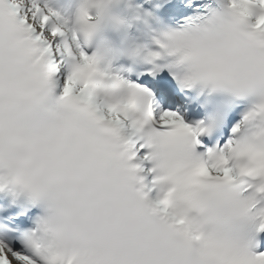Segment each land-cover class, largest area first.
I'll use <instances>...</instances> for the list:
<instances>
[{
  "label": "snow or ice",
  "instance_id": "1",
  "mask_svg": "<svg viewBox=\"0 0 264 264\" xmlns=\"http://www.w3.org/2000/svg\"><path fill=\"white\" fill-rule=\"evenodd\" d=\"M237 3L246 26L223 4L171 0L174 62L116 77L131 101L113 107L71 18L0 0V192L27 197L0 210V264H264V0ZM201 84L227 99L189 122ZM205 137L214 147L197 151ZM146 161L200 191L199 232L145 182Z\"/></svg>",
  "mask_w": 264,
  "mask_h": 264
},
{
  "label": "clouds",
  "instance_id": "2",
  "mask_svg": "<svg viewBox=\"0 0 264 264\" xmlns=\"http://www.w3.org/2000/svg\"><path fill=\"white\" fill-rule=\"evenodd\" d=\"M233 4H236L237 8L235 12L231 8ZM223 5L227 14L246 26L244 18L239 15L237 0H223ZM121 8L123 11H118ZM82 12H86L91 19H81ZM71 19L88 48L93 49L91 56L94 58L96 71L90 74L89 79L98 94L113 107L131 101L129 90L121 83V79L125 78L114 71V65L127 60L132 70H135L136 66L151 65L169 57L174 58L171 60L174 62L177 56L167 36L171 29L151 35L150 43H145L131 34L138 24H143L146 29L151 30L152 21L155 19L152 13L137 6L135 0H78ZM111 34L122 36L120 39H114ZM153 45H157L159 50H154ZM202 86L204 89L210 88ZM211 91L217 92L212 89ZM112 131L115 133L114 129ZM156 167L160 168V165ZM155 179L161 193L168 198L172 211L185 221L184 228L192 233L199 232L202 228L199 216L206 211L201 203L200 191L189 187L179 176L170 180L168 174L162 173ZM67 259L71 264L74 257L69 254Z\"/></svg>",
  "mask_w": 264,
  "mask_h": 264
}]
</instances>
